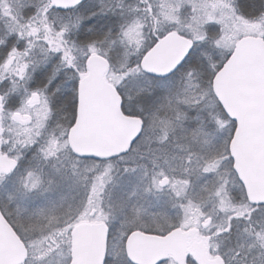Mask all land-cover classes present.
I'll list each match as a JSON object with an SVG mask.
<instances>
[{
    "label": "snow or ice",
    "instance_id": "snow-or-ice-1",
    "mask_svg": "<svg viewBox=\"0 0 264 264\" xmlns=\"http://www.w3.org/2000/svg\"><path fill=\"white\" fill-rule=\"evenodd\" d=\"M0 264H264V0H0Z\"/></svg>",
    "mask_w": 264,
    "mask_h": 264
}]
</instances>
